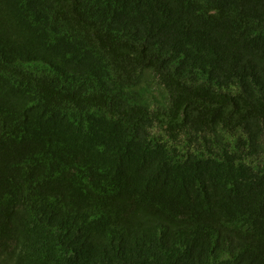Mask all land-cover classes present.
<instances>
[{"label": "trees", "instance_id": "16d2710c", "mask_svg": "<svg viewBox=\"0 0 264 264\" xmlns=\"http://www.w3.org/2000/svg\"><path fill=\"white\" fill-rule=\"evenodd\" d=\"M0 264H264V0H0Z\"/></svg>", "mask_w": 264, "mask_h": 264}]
</instances>
